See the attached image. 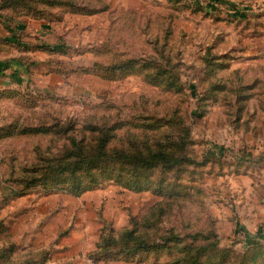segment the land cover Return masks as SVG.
Listing matches in <instances>:
<instances>
[{
  "label": "rangeland",
  "instance_id": "obj_1",
  "mask_svg": "<svg viewBox=\"0 0 264 264\" xmlns=\"http://www.w3.org/2000/svg\"><path fill=\"white\" fill-rule=\"evenodd\" d=\"M82 2L111 10L101 29L67 30L65 52L78 76L72 80L76 89H10L16 92L0 96V127L10 133H0L8 135L0 139V264L49 261L39 206L66 191L34 183L38 158L65 153L71 127L81 137L87 123L130 119L151 129L161 121L148 133L152 151L164 145V161L153 160L149 189L100 180L98 187H120L111 196L120 205L114 202L104 221L113 242L96 254L116 262L173 264L186 246L192 247L187 255L202 249L208 264H264V29L245 30V0ZM131 58L148 65L151 77L155 67L163 69L174 86L155 85L143 75L88 83L80 77L95 62ZM56 124L50 132H29ZM155 138L162 144L155 145ZM133 226L152 248L129 257L122 237ZM178 236L182 243L174 246Z\"/></svg>",
  "mask_w": 264,
  "mask_h": 264
},
{
  "label": "crops",
  "instance_id": "obj_2",
  "mask_svg": "<svg viewBox=\"0 0 264 264\" xmlns=\"http://www.w3.org/2000/svg\"><path fill=\"white\" fill-rule=\"evenodd\" d=\"M245 3L250 15V29L245 30H263L264 0H245ZM241 6H234L233 9H240ZM106 10L93 14L69 12L61 20L53 21L13 16L0 10V91L28 88L62 93L76 89L72 80L78 76L71 73L73 66L69 65L70 58L67 57V30L71 27L81 33L83 28H103L109 24L107 17L111 9ZM240 25L245 26L246 23ZM77 60L79 64H84L81 59ZM70 73L75 76L71 77ZM80 77L86 83L90 80L104 81L97 75L84 74ZM118 187L97 186L80 196L58 192L42 200L39 209L46 219L40 229L49 234V237L41 236L42 241L48 239L47 246L50 248L47 264H87L86 257L98 250L104 221L111 218L114 202L120 205L119 197L111 198L119 191ZM117 264L138 263L119 261Z\"/></svg>",
  "mask_w": 264,
  "mask_h": 264
},
{
  "label": "trees",
  "instance_id": "obj_3",
  "mask_svg": "<svg viewBox=\"0 0 264 264\" xmlns=\"http://www.w3.org/2000/svg\"><path fill=\"white\" fill-rule=\"evenodd\" d=\"M107 8L108 5L93 8L89 4L83 3L82 0H0V10L13 16L44 18L52 21L61 20L69 12L93 14ZM141 63L139 59L135 58L111 65L95 62L92 67L83 69V71L109 80L143 75L146 80L155 83V85L164 83L166 86H174L175 81L169 76L165 79L167 75L163 69L155 67L156 72L151 77L152 73H147L148 65ZM15 92L12 90L0 91V96ZM158 119L163 120V118ZM180 120L182 121V119ZM133 121L132 119L114 121L112 124L90 122L83 125L81 137H78V132L74 131L77 126L71 127L72 129L69 130H73V133L69 137L70 146L65 153L55 156L44 155L38 158L40 167L33 175L35 176L34 183L43 184L50 189H62L77 196L94 189L103 178L115 179L125 188L135 191L151 188V170L157 167L153 164V160L156 159L160 163L164 161V145L159 140L160 137L155 138L153 139L155 145L160 143L162 148L159 147L156 151H152L149 145L151 136L148 132L160 129L161 121L154 124L153 129L146 124L148 122L141 121V125H137ZM51 126L53 127L33 128L29 132H50L59 127L57 124ZM119 131H125V134L121 136ZM4 132L7 133L4 128L0 127V133L4 134ZM6 136L8 135H0V139ZM117 141L118 143H115ZM45 164L46 166H44ZM126 174L133 178L126 179ZM132 221L134 222V220ZM144 236L145 234L136 226L126 229L122 239L126 241L127 249L123 250V253L126 256L135 257L141 249L152 248V245L146 243ZM178 238L179 240L173 243L174 246H179L182 243L181 237L178 236ZM111 241L113 242L111 235L107 236L103 231L96 253L107 251ZM162 244L164 245H161L160 248L168 247L165 239ZM155 246L153 245V247ZM190 248L192 247L181 248L186 253L183 257L177 258L173 264H208L202 259L203 257L208 258L209 255H206L200 248L187 255ZM209 252L214 254L211 249ZM96 253L91 255L98 259H107ZM211 264L214 263L211 261Z\"/></svg>",
  "mask_w": 264,
  "mask_h": 264
},
{
  "label": "built area",
  "instance_id": "obj_4",
  "mask_svg": "<svg viewBox=\"0 0 264 264\" xmlns=\"http://www.w3.org/2000/svg\"><path fill=\"white\" fill-rule=\"evenodd\" d=\"M87 264H117L115 260L112 259H98L93 255H89L86 257Z\"/></svg>",
  "mask_w": 264,
  "mask_h": 264
}]
</instances>
